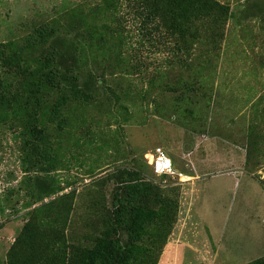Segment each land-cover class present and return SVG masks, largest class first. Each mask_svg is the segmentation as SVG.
I'll list each match as a JSON object with an SVG mask.
<instances>
[{"label":"rangeland","instance_id":"obj_1","mask_svg":"<svg viewBox=\"0 0 264 264\" xmlns=\"http://www.w3.org/2000/svg\"><path fill=\"white\" fill-rule=\"evenodd\" d=\"M216 1L228 8L222 27L204 21L191 55L177 60L162 30L143 38L139 1L119 0L107 11L100 0H0L10 113L0 121V264L43 203L68 246L91 247L111 214L133 207L125 169L177 201L175 218L160 224L166 237L155 243L156 264L264 256V0ZM91 9L106 29H123L115 48L131 66L88 41L75 49L76 65L63 57V39L76 30L71 14ZM64 73L77 77L75 96ZM155 146L181 175L150 170Z\"/></svg>","mask_w":264,"mask_h":264},{"label":"trees","instance_id":"obj_2","mask_svg":"<svg viewBox=\"0 0 264 264\" xmlns=\"http://www.w3.org/2000/svg\"><path fill=\"white\" fill-rule=\"evenodd\" d=\"M138 1L141 2V7L135 10L138 14L135 17L142 23L140 31L143 38L148 40L146 36L151 37L149 35L156 33L157 29L162 30L174 40L173 52L177 60L180 52L191 55L194 45L200 41L204 21L212 20L220 29L228 16V8L216 0H136ZM100 2L105 10L111 11L119 0ZM74 13L76 30L71 39H63L67 45L64 47L66 50L63 57L66 54L72 65H76L78 57L74 51L79 44L88 41L93 44V49L103 55H108L110 51L119 58L120 50L115 45L122 44L117 34L122 36L123 29H106V25L99 24V18L94 17L93 9L87 13L77 10L71 15ZM156 21L159 22L157 26L150 25ZM146 25L148 27L145 29ZM203 42L208 44L205 39ZM93 59H98V55H93ZM63 60L68 63L67 59ZM119 60L117 64L131 66L132 59L122 58L121 55ZM185 61L186 58L184 61L181 59L182 65ZM62 79L69 82L66 85L67 91L74 92L75 96L77 77L64 73ZM83 80V89H87L91 84V77ZM46 81L51 82V77L46 75L44 82ZM8 101V88L0 77V121L8 119L10 113L5 112ZM137 161L139 162L138 159ZM139 164L145 166L141 162ZM138 167L141 171L145 170L139 165ZM120 173L123 174L121 182L126 184V194L133 207L119 210L115 216L110 215V219H113L111 225L119 222V228L109 225L92 239L91 247L75 251L73 246L66 244V235L57 219L48 213L50 204L43 203L34 209L32 218L21 227L7 251L4 264H156L161 247L156 248L155 243L164 242L166 237L160 224L169 214L175 218L176 198L166 196L163 190L145 181L138 172L125 169ZM245 264H264V256Z\"/></svg>","mask_w":264,"mask_h":264},{"label":"built area","instance_id":"obj_3","mask_svg":"<svg viewBox=\"0 0 264 264\" xmlns=\"http://www.w3.org/2000/svg\"><path fill=\"white\" fill-rule=\"evenodd\" d=\"M152 158L150 164L143 163L142 160L138 159L142 164H146L151 168L153 173L158 175H178L172 159L160 146H155L149 153ZM180 175V174H179Z\"/></svg>","mask_w":264,"mask_h":264},{"label":"bare ground","instance_id":"obj_4","mask_svg":"<svg viewBox=\"0 0 264 264\" xmlns=\"http://www.w3.org/2000/svg\"><path fill=\"white\" fill-rule=\"evenodd\" d=\"M150 157L152 158V156L150 155ZM150 162H151V160H150Z\"/></svg>","mask_w":264,"mask_h":264},{"label":"clouds","instance_id":"obj_5","mask_svg":"<svg viewBox=\"0 0 264 264\" xmlns=\"http://www.w3.org/2000/svg\"><path fill=\"white\" fill-rule=\"evenodd\" d=\"M150 170H151V168H150ZM152 171V170H151ZM153 172V171H152ZM179 175V174H178ZM181 175V174H180Z\"/></svg>","mask_w":264,"mask_h":264}]
</instances>
